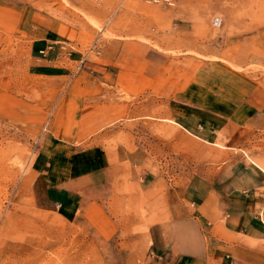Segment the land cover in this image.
Wrapping results in <instances>:
<instances>
[{"label":"rangeland","instance_id":"1","mask_svg":"<svg viewBox=\"0 0 264 264\" xmlns=\"http://www.w3.org/2000/svg\"><path fill=\"white\" fill-rule=\"evenodd\" d=\"M0 29L7 61L16 62L0 92V264H142L141 245L128 236L167 222L169 205L191 208L185 199L196 189L230 192L243 188L244 172L264 171V0H0ZM127 36L204 65L178 97L131 96L92 66ZM38 39L58 46L65 76L30 69ZM104 103L126 114L64 149L80 111ZM210 115L252 137L227 145L228 132L210 131ZM45 173L69 187L57 188L53 207L46 183H35ZM93 199L120 219L118 241L101 244L80 221ZM232 233L223 232L229 246L219 260L240 263L239 243L251 264L264 257V236Z\"/></svg>","mask_w":264,"mask_h":264},{"label":"crops","instance_id":"2","mask_svg":"<svg viewBox=\"0 0 264 264\" xmlns=\"http://www.w3.org/2000/svg\"><path fill=\"white\" fill-rule=\"evenodd\" d=\"M3 38L0 29V92L8 88L11 79L13 82L16 63L11 65L7 61ZM48 40L32 42L30 69L38 70L44 76H65L66 66L58 64L59 48ZM203 65L202 58L183 54L165 56L145 40L129 36L118 40L111 55L104 56V61L92 64L94 68L102 69L100 78L108 76L112 86L131 96L147 93L164 99L175 98L186 92ZM117 104H93L83 108L77 116L71 136L64 139L68 141H65L68 144L64 149H70V145H81L119 122L126 113ZM192 115L197 117L199 113L193 111ZM209 118L207 124L213 126L210 128L213 134L228 132L227 145L242 147L252 137L251 129L247 126L229 132L228 122L223 124L212 115ZM212 139H216V136ZM47 175H38L35 183H46L48 201L44 202L48 205L46 207H53L57 188L68 190L69 187L59 186L58 182L62 181L59 175L51 173L49 178ZM242 178L243 188L230 192L221 187L220 191L211 189L200 196L196 189L185 199L192 209L189 207L181 212L180 206L169 205L167 222L151 225L146 233L128 236L126 243L130 241V245H141L142 264H251L244 257L247 247L240 243L233 248L240 263L230 260L228 256L219 260L229 246L224 231L241 235L242 238L249 235L255 238L264 236V171L255 169L254 172H244ZM82 196V193L76 196L79 204L83 201ZM103 202L100 199L89 201L79 210V219L101 244H112L118 241L124 229L120 219ZM130 261L138 263L133 257H130ZM253 264H264V257H259Z\"/></svg>","mask_w":264,"mask_h":264},{"label":"built area","instance_id":"3","mask_svg":"<svg viewBox=\"0 0 264 264\" xmlns=\"http://www.w3.org/2000/svg\"><path fill=\"white\" fill-rule=\"evenodd\" d=\"M221 22H222V19H221V18H218V17H216V18H215V20H214V25L218 26V25H220V24H221Z\"/></svg>","mask_w":264,"mask_h":264}]
</instances>
